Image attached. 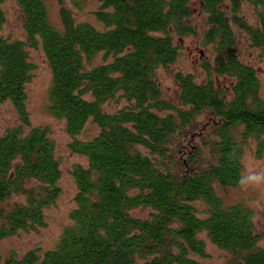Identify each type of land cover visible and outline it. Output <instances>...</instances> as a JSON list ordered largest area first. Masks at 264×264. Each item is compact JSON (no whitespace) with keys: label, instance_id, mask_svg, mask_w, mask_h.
Masks as SVG:
<instances>
[{"label":"trees","instance_id":"1","mask_svg":"<svg viewBox=\"0 0 264 264\" xmlns=\"http://www.w3.org/2000/svg\"><path fill=\"white\" fill-rule=\"evenodd\" d=\"M15 1L26 39L0 38V103L9 101L20 122L0 136V239L44 226L45 209L60 194L55 143L46 126H30L28 49L42 50L51 72L49 113L65 122L69 150L87 164L70 170L72 224L56 246L8 256L2 264H204L194 257L205 255L202 232L226 251L222 264H264L253 210L224 204L215 189L239 184L247 142L264 151L260 81L240 59L231 27L264 49V15L257 14L260 29L238 15L242 0H229L231 19L225 0H200L202 38L213 56L203 66L205 80L174 73L176 104L163 96L156 72L179 57L175 36L195 34L190 0H100L94 14L102 27L76 22L62 0L60 25L51 20L47 0ZM99 53L104 60L96 63ZM117 97L127 103L106 110ZM89 119L98 133L78 139ZM138 208H148V216L133 214Z\"/></svg>","mask_w":264,"mask_h":264},{"label":"rangeland","instance_id":"2","mask_svg":"<svg viewBox=\"0 0 264 264\" xmlns=\"http://www.w3.org/2000/svg\"><path fill=\"white\" fill-rule=\"evenodd\" d=\"M100 0H62V6L68 9L76 22H89L95 26L102 27L95 18V11L100 7ZM225 4V5H224ZM222 7L230 14L229 0H225ZM2 9L5 21L0 28V38L25 40L26 35L23 28V19L20 8L15 0H3ZM51 20L60 25L59 8L57 0H47ZM191 18L190 23L195 29V34L175 36V42L179 46V57L168 67H161L157 70V80L165 98L174 103L177 102L178 86L174 80V73L177 71L190 72L195 79L205 80L206 74L203 66L212 59L213 53L210 45L203 42V34L206 29V16L202 11L200 0H190ZM264 15V7L254 6L248 1H243L238 10V15L249 22L256 20L257 14ZM236 32V48L240 59L253 66L261 85V96L264 97V53L260 48L250 45L249 40L242 30L234 26ZM29 59L33 64V70L29 82L26 84L27 100L26 107L29 113L30 126H46L50 132V138L55 143V153L60 162L61 177L58 181L60 194L54 204L45 209V225L34 229L20 230L17 233L0 239V264L8 256L21 257L29 250L44 252L56 246L62 231L72 224L69 217L71 209L75 206L74 196L76 186L70 174L73 165L81 164L86 166V159L69 150L68 144L71 137L66 132L65 122L62 119L54 118L48 110L49 86L51 72L49 65L40 48L28 49ZM107 56L106 61H110ZM104 60L99 53L95 59L96 63ZM223 81V80H222ZM127 101L117 97L104 104L108 111H115L125 105ZM200 124L206 119L198 116ZM20 126L18 115L9 101L0 103V136L8 128ZM27 128H25L26 130ZM98 126L89 119L83 130L77 135L78 139H90L98 133ZM254 141L247 142L241 159L242 174L246 175L249 170L264 171V151L258 153ZM217 194L224 204L243 203L253 210V220L259 233V245L264 248V188H243L240 184L233 187L215 186ZM18 201L12 198V201ZM199 210H204L202 201L194 203ZM148 208H138L133 214L140 217H147ZM199 237L205 241V255L203 257L194 255L196 259L204 264H222L227 259V253L214 245L202 232Z\"/></svg>","mask_w":264,"mask_h":264},{"label":"clouds","instance_id":"3","mask_svg":"<svg viewBox=\"0 0 264 264\" xmlns=\"http://www.w3.org/2000/svg\"><path fill=\"white\" fill-rule=\"evenodd\" d=\"M238 183L245 189L264 188V171L249 170L246 175L240 177Z\"/></svg>","mask_w":264,"mask_h":264},{"label":"flooded vegetation","instance_id":"4","mask_svg":"<svg viewBox=\"0 0 264 264\" xmlns=\"http://www.w3.org/2000/svg\"><path fill=\"white\" fill-rule=\"evenodd\" d=\"M243 1H248L250 4H252L253 5V7L254 6H259V4L258 3H256V2H252V1H249V0H242V2ZM264 1V0H263ZM241 2V3H242ZM225 5V4H224ZM229 5H230V14H231V4H230V1H229ZM263 7H264V5H263ZM225 12H226V10H225ZM227 14V13H226ZM230 14L229 15H227L228 17H229V19H231V17H230ZM243 18V17H242ZM244 20H246L245 18H243ZM247 21V20H246ZM247 22H249V21H247ZM231 24H232V30L235 32V30H234V26H236L237 28H238V30H242L240 27H238L237 25H235V24H233L232 22H231ZM249 24L250 25H252V26H258V28H260V29H262V26H261V23H260V20H259V18L258 17H256V20L255 21H253V22H249ZM243 31V30H242ZM243 32H245V31H243ZM245 34H246V32H245ZM235 36H236V32H235ZM246 36H247V38H248V40H249V43H250V45L251 46H253L252 45V42L250 41V39H249V37H248V35L246 34ZM253 47H256V46H253ZM257 48H260L262 51H263V53H264V49L262 48V47H257Z\"/></svg>","mask_w":264,"mask_h":264}]
</instances>
